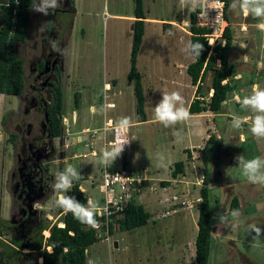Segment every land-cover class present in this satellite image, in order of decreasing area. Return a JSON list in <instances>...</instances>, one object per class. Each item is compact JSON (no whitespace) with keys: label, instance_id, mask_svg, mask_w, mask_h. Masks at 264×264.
Wrapping results in <instances>:
<instances>
[{"label":"rangeland","instance_id":"rangeland-1","mask_svg":"<svg viewBox=\"0 0 264 264\" xmlns=\"http://www.w3.org/2000/svg\"><path fill=\"white\" fill-rule=\"evenodd\" d=\"M226 1V17L229 22V29L233 36L238 38L241 32L233 23L238 19L242 22L244 18L240 19V11L231 9L232 0ZM36 2L39 3V0ZM142 3L146 18H144V32L140 49L136 56V68L141 75L142 90L145 97L144 111L147 117L153 118L154 108L162 99L163 92H179L183 97L185 108L189 104L188 101L195 95L193 84H191L184 66L191 59L187 48L190 35L188 31L189 13L200 5L201 0H196L195 3L193 0H184L183 3L182 0H142ZM72 5L73 12H64L56 16L60 19L58 22L60 26L56 35L64 46L60 62L61 77L58 80L63 99L61 123H64L62 125L63 133L66 135V143L70 144L68 149H64L63 157L65 160H62L59 167L61 171L68 166L77 169L80 174L79 184L82 186L80 190L84 189V195L93 201L98 200L99 204L101 203L99 200L103 196L98 190V185L101 182L102 165V148L100 149V147L105 145V147L112 148L113 145H108L106 139L116 140L117 146L123 147V151L113 164L119 166L123 161L125 166L136 168L140 172L143 170V173L150 179V189L138 197L137 201L143 203L144 207L151 212V219L155 218L154 222L149 221L144 226L131 230L119 231L114 224L112 233L109 235L106 231L98 229V241L90 244L86 249V264L89 260H92L94 264H194L197 211L195 209L192 212L191 209L194 205L196 206L194 201L197 200L198 202L200 199L199 196L195 199L197 193L192 188L194 183H188V197H183L187 203L179 208L172 205L174 200L171 198L172 194L175 193L182 198V194L179 193V183H171L167 187L159 183L161 180L170 179V171L175 161L182 160V158L186 160L181 153L180 145L183 140H177L178 137H184L181 134L182 130H179L182 123L178 122L173 125L174 127H164L160 123L148 121L146 123H133L127 130L116 129L113 125L124 117H129L133 121L136 118L132 83L126 79V72L129 67L131 24L134 19L132 17L133 0H73ZM30 12L27 36L25 41L17 47L19 56L24 60L26 74L28 73L30 58L35 52L33 41L39 37V29L42 24L39 20L45 18L44 16L39 18L40 13L34 10H30ZM247 18H249L248 21L253 19L251 15H248ZM163 22L170 24V27L163 28L161 25ZM251 31V27H247L242 32L249 34L252 33ZM215 40L222 43V39L216 38L213 40V44ZM243 48H246L248 52L254 51L249 40ZM240 55L241 51L236 49L228 53L231 59L240 57ZM261 55L264 58V52ZM263 70L264 66L260 73L251 72L247 76L243 75L242 72V81H240L243 84V87L240 86V89L243 88L242 91L240 93L232 92L229 98L222 102L223 106L219 112L229 113L231 117L227 119L224 116L215 117L216 120H223L224 128L234 135V138L229 140L226 134H220L221 147L218 148V168L223 170L224 176L235 179L234 188L244 198V201L248 202V211L243 204L237 209L234 206L235 210L240 213L239 223L236 226L235 218L232 217L231 213L227 215L228 212L225 211L223 215H218L223 217L225 222L223 220L218 221L212 227L213 241L208 256V264H264V221H261L264 218V212L260 209L264 204V187L249 183L241 175L234 159L241 154L246 159L264 156V139L257 140L252 136L249 131L250 119L247 121L248 125L243 124L239 129L230 126L233 116L244 118L254 115L248 109H241L236 96L241 93H243L241 98L250 95L254 85L252 82H256L255 85L264 88ZM233 79L238 80L234 77ZM105 83L107 88L104 87ZM207 84L208 79L203 82L204 94L206 95H208ZM23 92L24 94L29 93L27 85ZM19 103H21L19 97L0 93V115L7 114L10 109L17 114L22 109L21 107L16 109ZM110 105H114V107H109ZM179 106L178 104L177 107ZM201 114H208V112L205 110ZM108 117H111L112 121ZM207 120V115L199 117L197 127H204V123L208 122ZM190 123H193L192 119H190ZM196 128L189 140L190 144L194 146L205 145L206 149L203 154L212 155L211 152L216 150L215 145L206 143V133L204 130L197 133ZM104 131L105 133L108 132L103 138L101 134ZM3 135L0 130V167L6 168L11 160V148L2 145ZM130 135L133 138H131V149L129 146ZM168 135L170 138H174L176 144L173 147L170 161H167L168 158H165L164 150L160 147L163 146L164 138H167ZM238 140H242V142ZM83 142L91 143L90 146H92L95 154L88 153L84 156L77 155L74 157V153L81 154L90 151L91 148L83 146ZM253 144L259 147L258 151ZM227 146L230 147V150H227ZM63 148L62 146L60 149ZM131 150L133 151V164L129 159ZM153 155L156 158L152 157ZM193 156H195V160L192 161L197 163L193 165L196 167L195 174L194 171L191 172L195 177H200L202 174L200 168L203 163L199 159V151H194ZM156 163H158L157 170L151 167V164ZM147 168L148 170H146ZM6 171L7 168L0 172V217H5L9 208L7 196L9 194H5L3 185ZM54 171L57 174L55 168ZM191 175L188 179L192 180L193 175ZM213 175L216 176V186L221 181H225L224 178H220L221 175ZM88 181L92 185H89ZM226 195V189L220 190L219 187H216L209 190L211 222L217 218L219 209L222 210ZM58 196L59 193L54 194L50 201L44 204L43 216L48 221V225L60 223L57 221L63 211L55 206V200ZM215 200H218L217 205ZM234 208H229V212ZM165 210L170 211L165 216L156 217L158 213H164ZM181 210L182 212H180ZM183 210L188 213L190 219L188 217L184 221H179ZM240 210L244 213L243 215H241ZM250 225L261 228L258 246H254L256 241L252 238L255 233L249 231ZM47 234L48 230H43L42 238ZM3 238L8 240L5 236ZM114 242L116 246H114ZM15 250L14 245L2 242L0 245V264H24L26 257L18 256ZM19 252L23 254L29 252L26 243L20 246Z\"/></svg>","mask_w":264,"mask_h":264},{"label":"trees","instance_id":"trees-1","mask_svg":"<svg viewBox=\"0 0 264 264\" xmlns=\"http://www.w3.org/2000/svg\"><path fill=\"white\" fill-rule=\"evenodd\" d=\"M72 3V0H70ZM224 1L223 18L226 19L225 10L227 1ZM33 0H0V93L4 95L20 94L25 88V70L24 60L19 56L17 47L25 41L29 29L30 7ZM199 6L189 13V42L201 43L204 48L200 57L193 58L186 67L185 72L189 76L191 84L195 85L194 97L190 100L187 110L190 114L210 111L214 114L219 113L223 101L227 100L232 92L240 93V84L234 80V64L229 60L228 53L232 46V37L228 24L224 26L221 39L222 43L216 42L210 47L204 34L210 29L199 26L195 22V14ZM131 24V41L129 49V67L126 72L127 81L132 83V92L134 97V111L137 121L146 120L144 111V94L142 90L141 75L136 68V56L140 49L142 36L144 32V18L142 0H133ZM163 28H169L170 24L161 23ZM189 44V43H188ZM190 53V51H189ZM218 60V65L215 61ZM209 76V86L211 89L209 96L205 98V92H202V82L206 76ZM114 83V81H112ZM77 105L76 97L74 99ZM58 114L57 122L63 114L62 94L56 88L54 92V102L50 105ZM52 110V109H50ZM230 118V117H229ZM244 124L248 125L247 122ZM58 128L54 134H58ZM214 139L209 135L206 143ZM188 155V152H187ZM202 178L199 187V201L196 203L197 230L194 237V264H208V256L211 248V231L212 222L210 220L209 188H208V168L205 158H202ZM125 166V162H122ZM113 169V167H110ZM183 170V162L177 160L173 163L170 171V178H175ZM79 182L74 181L65 195L74 196L75 199L82 203H87V197L79 189ZM142 183H146L142 181ZM162 186H169L170 179L161 180ZM236 198L230 200V207L236 205ZM173 206H177L176 204ZM57 223L51 225L44 224L42 227L48 230V234L42 238L38 236L33 243H28L29 252L23 254L15 250L18 256H27L24 264H86L87 247L98 241V229L106 231L109 235L112 233L114 224L119 231L136 229L144 226L151 219V212L144 207V204L130 198L121 210H117L107 216H98L100 227L93 229L77 221L71 213H61ZM62 223V224H61ZM20 247L17 246V249ZM48 249V250H47ZM51 249V254L49 253ZM66 249V251H65ZM29 253V254H28ZM38 258L40 259L38 261Z\"/></svg>","mask_w":264,"mask_h":264},{"label":"flooded vegetation","instance_id":"flooded-vegetation-1","mask_svg":"<svg viewBox=\"0 0 264 264\" xmlns=\"http://www.w3.org/2000/svg\"><path fill=\"white\" fill-rule=\"evenodd\" d=\"M57 2L60 7L44 15L39 37L33 41L35 52L30 58L28 73L24 75L29 93L24 94L23 89L15 95L21 101L16 109L21 107V111L16 114L10 109L7 114L0 115V130L4 134L2 145L11 148V160L3 179L4 192L9 194V208L5 217H0V237H7L16 250H19L17 246L33 243L34 239L42 236L45 230L42 226L48 224L43 216L44 204L56 194L52 187L56 175L54 168L61 171L59 165L65 160L63 152L70 145L63 133V114L58 123V114L50 106L54 102L56 88L62 94L58 80L64 46L56 35L60 26V19L56 16L74 10L73 0L72 3L70 0ZM52 41L57 43L58 51L52 49ZM56 127L59 133L55 135ZM62 146L64 148L60 149ZM88 153L91 151L76 156ZM6 168L1 166L0 172ZM2 242L4 239H0V245ZM22 257L27 259V256Z\"/></svg>","mask_w":264,"mask_h":264},{"label":"clouds","instance_id":"clouds-1","mask_svg":"<svg viewBox=\"0 0 264 264\" xmlns=\"http://www.w3.org/2000/svg\"><path fill=\"white\" fill-rule=\"evenodd\" d=\"M183 2L184 0H182V3ZM195 2L196 0H193V3ZM215 3L217 7H223L221 0H215ZM59 7L60 3H58L57 0H39V3L34 0L32 4V10L42 13L45 16L49 14V10L57 9ZM230 7L232 10L240 11L244 16L251 15L253 18L260 19L261 23L257 24L256 27L264 31V0H232ZM51 47L54 51H58L57 43L55 41L51 42ZM187 48L193 58H198L200 57L204 46L199 42H189ZM106 87L108 86L106 85ZM236 100L240 103L242 110L248 109L254 115L244 118L233 116L230 126L234 129H239L250 119L251 123L249 125V131L252 136L257 140L264 139V88L254 84L250 95H245L243 98L237 95ZM183 103V97L179 92H163L162 99L154 108V122L160 123L164 127H170L178 122L188 120L190 113L183 106ZM178 104L180 105L179 107H177ZM109 107H114V105H110ZM131 126L132 121L129 117L121 118L117 122V127L121 129L127 130ZM122 151L123 147L109 148L106 146L101 152V162L104 165L113 163L116 158L120 156ZM234 159L241 171V175L249 183L264 187V156L246 159L244 155L241 154L234 157ZM79 178V172L72 166H68L63 171L57 172L52 185L53 191L59 193L58 198L55 200V206L60 208L64 213H71L81 224L93 229H98L100 227L99 221L96 219V215L100 211L98 202L88 199L86 204H82L78 202L74 196L64 194L72 187L73 182L78 181ZM231 215L235 218L236 226L239 223L240 213L238 210H233ZM221 219H223V217ZM57 225L62 226L58 223ZM249 231L255 233V236H253L252 239L256 241V245L254 246H258L259 238L261 237V228L255 225H250ZM0 239L4 238L0 237ZM4 243H9V241L4 239ZM49 253L51 254V249H49ZM88 264H94V262L89 260Z\"/></svg>","mask_w":264,"mask_h":264},{"label":"crops","instance_id":"crops-1","mask_svg":"<svg viewBox=\"0 0 264 264\" xmlns=\"http://www.w3.org/2000/svg\"><path fill=\"white\" fill-rule=\"evenodd\" d=\"M30 10L32 11V8L31 7H30ZM225 15H226V10H225ZM30 16H31V14H30ZM30 16H29V20H30ZM43 16H44V14L40 13L39 18L40 17H43ZM247 17L248 16H244L241 13L240 19H243L244 18V21H242L243 23L239 19H238L239 21L236 20L235 23H233V24H235L238 27L239 32H241L240 37L236 38L230 32L231 37H232V46H231V49H230L229 52L233 51L234 49L241 51L240 57H237L235 59L234 58L233 59L229 58V60L231 62H233V64H234V70H235L234 78L235 79H238L241 87H243V84L240 82V81H242V78H241L242 72H243V75H245V76H247V74H250L251 72H259L260 73V71L262 70V67L264 66V60H263L264 58L262 57L263 55H261L264 52V31H262V30H260V29H258L256 27L257 24L261 23V20H257V19H254V18L252 19L251 18L250 21H248L247 19H249V18H247ZM41 19L39 21L42 23ZM224 20H225V25L228 24V26H229V22H228L227 17ZM247 27H251V30H252L251 32L252 33H249L248 34V33H245V32L243 33L242 32ZM248 40H249V43H250L251 48L254 50L253 52L252 51L248 52V50L246 48H243V47H245V44H247ZM222 42H223V40H222ZM190 57H191L190 61H192L193 58H192L191 55H190ZM260 58H262V59H260ZM218 63H219V61L216 60L215 65H218ZM185 67L186 66H184V69H185ZM262 73L264 74V72H262ZM263 77H264V75H263ZM206 79H208L207 86H209V76L208 75L205 77L204 80H206ZM203 82H202V92H204V89H205L204 86H203ZM252 83L253 84H256V82H252ZM106 85L107 84L105 83V85H104L105 88H107ZM193 88H194L193 89V92H194L195 85H193ZM207 89H208V87H207ZM242 89L243 88H241V91H242ZM210 93H211V89H208V95H205V98L207 96H209ZM241 95H243V93H241L239 96H241ZM189 102L190 101H188V103ZM202 112H205V111H202ZM202 112H200V113H192V114H190V117H189L188 120L183 121V122H180V123H182L181 124L182 126L179 127V130H182V133L181 134L184 137H181V138L178 137L177 140H183V142L180 145L181 146V151H182L181 153H182V156L186 158V160H184L182 158L181 161L183 162V170L175 178H170V180H171L170 181V185H171V183L173 184L175 182H178L179 183V188H180V192L179 193L182 194L185 197H188L187 196L188 193H189L188 192V188H189L188 187V183L189 184L194 183V187H192V188L197 193V195L195 197V199H197V197L199 196V192H197V189H199V187H200V183L199 182H201L202 176H200V177L196 176L195 177V175H193V173L191 171H194V174H195V168L196 167H194L193 165H195L197 162L196 161L195 162L192 161V160H195L194 159L195 156H193V154H194V151H196V150L199 151V153H200L199 159H200L201 163H202V158H205L206 165H207V168H208V176H209L208 181L209 182H208V185L207 186H208L209 190L215 189L216 187L217 188L219 187L220 190H225L226 189V192H227V195H226V197L224 199V206H223L222 210L219 209V211L217 212V218L214 220V222H212V227H213V225H215L218 221H221V220L224 221V219H221L220 216L223 215L225 211L228 212L227 215H230V213L233 210H235V208L237 209V208L241 207L240 205H242V204L245 205L246 208H247L248 207V202L247 201L245 202L244 201V198L242 196H240V194L235 190V188H234L235 187V185H234V183H235L234 180L235 179H231V178H228V176H224L223 175L224 174L223 173V170H220V168H218V160H217V156H218V153H219V149L218 148L221 147V143L219 142V140L221 139L220 134L221 135L222 134H226L227 135V138L229 140H232V138H234V135H233L232 132H229L228 130H226L224 128V126H223V122L224 121L223 120H220V121L219 120H216L215 117L224 116L227 119L228 117H231V114H229V113H216V114H212L211 113L210 114V111H207V110H206V112H208V114H201ZM202 115H207L208 116V120H207L208 122L204 123V125H205L204 127H201V126L200 127H197V124L199 122V117H201ZM108 119H110L112 121V118L111 117H108ZM190 119L193 120V123L194 124L193 123H190ZM131 121H132V125H133V123L134 124L146 123L148 121H152V123H154L153 118H149V117H147V115H146V120H144V121H137L136 118H135L134 121L133 120H131ZM113 125H114V127L116 129H120V128L117 127V123H115ZM195 128L197 129V133H201V130H204V132L206 133L205 134V139H207V137L209 135H211L212 137H214V139H212L209 142V144H214L215 145V148H216L215 152H211L212 155L208 156L206 154H203V151L206 149V146L205 145L204 146H200V145L199 146L198 145H195L194 146V145H191L190 144L189 140L191 138V135H193V132H194V129ZM106 133L104 131L101 134L103 136V138L105 137ZM166 137L167 138H164L165 143L163 144V146H160V147H161V149L164 150L163 152L166 155L165 158H168L167 161H170L169 159H171V155L173 154L172 152L174 150L173 147L176 144H175L174 138H170V135H168ZM131 138H132V136L130 135V143H129L130 149H131V145H132L131 144ZM106 140L108 141V145H113V147H118L117 146L118 144H117L116 140H114V141H111V139H109V140L106 139ZM238 141L239 142H242V140H238ZM78 143H81V142H78ZM105 144H106V142H105ZM82 145L83 146H86V147L88 146V147L91 148L90 151H94L92 149V146H90L91 143L83 142ZM253 146L257 147V149H256L257 151L259 150V147L256 144H253ZM101 148H102V146L100 147V149ZM104 148H105V145H104L103 149ZM228 149L230 150V147L229 146H227V150ZM187 152H188V155H187ZM93 153H95V151L92 152L91 154H93ZM129 153H130L129 159H130V162L132 163V160H133V156H132L133 155V151L131 150V152H129ZM258 155H261V154L258 153ZM73 156L76 157V154L74 153ZM152 157H155L156 158L155 155H153ZM167 164H169V163H167ZM151 167L154 168L155 170H157L158 163H156L154 165L151 164ZM192 167H193V170H192ZM148 168L146 170H148ZM202 168H203V165L200 168L201 171H202ZM188 174L189 175L192 174L193 175V179L195 178L194 179L195 181L193 179H192L193 181L191 179H188V177H189ZM213 174H219V175H221L220 178H224L225 181H223V182L221 181V183H219L216 186V184H215L216 176L213 175ZM90 183L91 182L88 181V184L89 185H92ZM80 188L82 189V186H80V184H79V189ZM82 192L84 193V189L82 190ZM232 197L236 198V200H237L236 202L237 203L235 205L236 207L235 208L233 207L234 209H232V210L230 209L231 211L229 212V208H232V207H230V200H231ZM88 198L89 197H87V200H88ZM194 202L196 204L197 203V200H195ZM214 202L217 205L218 200H215ZM261 207H263V208H261ZM261 207H260V209L263 210V212H264V204ZM195 209H196V206L194 205L193 208L191 209V211L193 212ZM184 211L185 210H183V213L180 215L179 221H184L186 218L188 219V217L190 219V216L188 215V213L187 212H184ZM246 211H248V208L246 209ZM258 211H259V209H258ZM180 212H182V210ZM240 212L242 213L241 215L244 214L241 210H240ZM196 214H197V212H196ZM218 215H220V216H218ZM192 218H193V214H192ZM196 219H197V217H196ZM261 221H264V218ZM217 239H219V238L217 237ZM212 241H213V237H211V244H212Z\"/></svg>","mask_w":264,"mask_h":264},{"label":"built area","instance_id":"built-area-1","mask_svg":"<svg viewBox=\"0 0 264 264\" xmlns=\"http://www.w3.org/2000/svg\"><path fill=\"white\" fill-rule=\"evenodd\" d=\"M223 7H217L215 0H201L199 9L195 14V22L199 26H204L210 29L205 35L207 44L212 47L216 42L213 40L216 38L221 39V34L225 25L223 18L224 13V1L221 0ZM103 149V147H102ZM92 153V152H91ZM113 167V169H110ZM145 181L146 183H142ZM150 179L136 168L123 166L122 164L116 166L115 164L109 163L108 165H101V182L98 185V190L103 194L101 203H99L100 211L97 213L98 216H107L117 210H121L125 206L126 202L133 198L135 200L141 197L144 192L150 189ZM178 195L177 193L172 194L171 198L172 205L183 207L186 205V199L184 196ZM98 202V200L96 201ZM171 210V209H170ZM169 210V211H170ZM165 210L164 213H158L156 217L165 216L169 213Z\"/></svg>","mask_w":264,"mask_h":264},{"label":"water","instance_id":"water-1","mask_svg":"<svg viewBox=\"0 0 264 264\" xmlns=\"http://www.w3.org/2000/svg\"><path fill=\"white\" fill-rule=\"evenodd\" d=\"M114 246H116V243L114 242Z\"/></svg>","mask_w":264,"mask_h":264}]
</instances>
